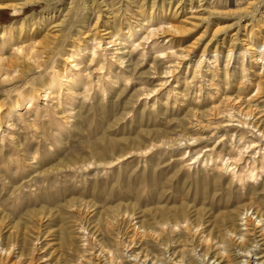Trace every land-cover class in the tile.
<instances>
[{"label": "bare ground", "instance_id": "1", "mask_svg": "<svg viewBox=\"0 0 264 264\" xmlns=\"http://www.w3.org/2000/svg\"><path fill=\"white\" fill-rule=\"evenodd\" d=\"M38 3L0 25V264H264V0L0 12Z\"/></svg>", "mask_w": 264, "mask_h": 264}, {"label": "rangeland", "instance_id": "2", "mask_svg": "<svg viewBox=\"0 0 264 264\" xmlns=\"http://www.w3.org/2000/svg\"><path fill=\"white\" fill-rule=\"evenodd\" d=\"M228 1L232 2L233 0H228ZM42 5H43L42 3H38L35 6H27L23 12H21L19 14H16V15L11 14L9 9H5L4 11L0 12V25H4L6 23H9L12 20L19 19L20 17L24 16L25 14L30 13L33 10L37 11V10L40 9V7H42ZM133 126H134V124L130 125L129 127H125L124 130H123L124 134L127 135V136H130V137H133L134 136V132H135V129H134L135 126L134 127ZM120 135H122V134L117 132V136L116 135L115 136L118 137ZM120 148L123 149L122 151H124V152H132L134 150L130 146H120ZM128 155H129V153H127V156ZM109 157H111V156H109ZM137 160H138V158H135L132 155V156L126 157L123 160V163H127V162L131 163V162L137 161ZM186 162L188 163L189 161H186ZM179 188L180 187L177 188L178 191L180 190ZM164 196H162V197H164ZM167 196H169V201H170V204L168 205V207H170L171 205H173V207L177 206L178 205L177 202L179 200L182 201V204H186L187 203V205L191 206V209L198 208V207L201 208V207L204 206V209L207 210L206 214H205V217L207 216V214L215 216V215H217L219 213V211H221V210L225 211L223 208H221L220 205H219L220 207L218 206L219 208L217 207V204H214L213 206L209 205L208 201L206 202V201L200 200V202H199L198 198H194L193 201H192L191 197L189 195L188 196L177 195V197H175L173 194L171 195L170 193H168ZM173 201H176V202L174 203ZM170 208H172V207H170Z\"/></svg>", "mask_w": 264, "mask_h": 264}]
</instances>
